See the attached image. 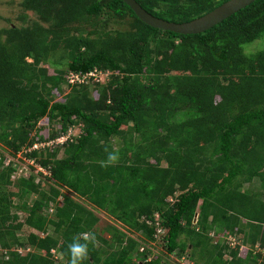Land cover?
Masks as SVG:
<instances>
[{"label": "trees", "instance_id": "16d2710c", "mask_svg": "<svg viewBox=\"0 0 264 264\" xmlns=\"http://www.w3.org/2000/svg\"><path fill=\"white\" fill-rule=\"evenodd\" d=\"M137 1L186 22L227 0ZM21 5L22 24L0 27V264H70L82 234L83 264H167L124 230L151 242L160 228L193 264H264V0L195 34L148 25L124 0ZM95 69L105 83L68 80ZM72 126L75 139L25 154L49 174L15 162ZM95 210L121 228L99 230Z\"/></svg>", "mask_w": 264, "mask_h": 264}, {"label": "rangeland", "instance_id": "374dc122", "mask_svg": "<svg viewBox=\"0 0 264 264\" xmlns=\"http://www.w3.org/2000/svg\"><path fill=\"white\" fill-rule=\"evenodd\" d=\"M24 12H25V10H24V8L21 5V0H0V27H7L12 22L15 23V24H22L20 16ZM26 14H28V22H31V21L39 19L38 16L35 13H33L32 11H26ZM260 41L258 40V41L252 42L250 44L252 46L249 45L250 46L249 49H255L256 47H258L259 44H257V42H260ZM246 51H247V48H246ZM49 71H50V73H53L54 72L53 67L50 66L49 67ZM94 80L95 81H100V83H105L108 80V76L106 74H98L94 78ZM64 88H65L66 92H68L69 89H70V87H67V86H65ZM95 93L97 94V92H95ZM61 97H62V94H60V96H58V98H61ZM80 133H81V128L80 127L74 129L75 136H77L78 134L80 135ZM21 155L22 156L20 158H18V159L15 158L14 160H15V162L17 164L21 165L22 168H24L26 165L23 162H26L25 160L27 158L23 154H21ZM59 156H62V153H60ZM10 158L13 159L12 156L8 155V160L5 161V164H8V162L11 160ZM46 171L48 173V170H46ZM19 172L21 173V169L19 170ZM36 173L39 176V172H36ZM257 184H258V181H255V186L256 187L258 186ZM34 196H36V195H33L28 200L31 202V200L34 198ZM82 202H83V200H82ZM49 212H50V214H53L55 212L54 208L52 207L49 210ZM95 213L100 218V220L98 222V229L99 230H104V228L107 227V225H109V224H114L117 227L119 226L121 228V223H119L117 220H115L114 218L109 216L105 211H103V210H95ZM23 230H24L23 234L25 235V234H27L30 231V228L24 227ZM124 230L129 235H132L133 237H137L141 241V243L143 245L142 247L145 246V240H144L145 238L143 237V235L140 232H129L127 229H124ZM106 235L109 236L108 233H106ZM141 248H140V250H141ZM2 251L3 250L0 248V255H1ZM153 252L159 253L161 255V257L163 259H165L170 264H193L194 263L193 260H191L188 256H186L188 258L187 259L186 257L182 258V257H178L177 255H170L167 252V250L162 245L154 246Z\"/></svg>", "mask_w": 264, "mask_h": 264}, {"label": "water", "instance_id": "95a60500", "mask_svg": "<svg viewBox=\"0 0 264 264\" xmlns=\"http://www.w3.org/2000/svg\"><path fill=\"white\" fill-rule=\"evenodd\" d=\"M124 1L148 25L180 34H195L212 28L255 0H227L212 11L186 22H174L155 16L143 8L137 0Z\"/></svg>", "mask_w": 264, "mask_h": 264}, {"label": "built area", "instance_id": "2783aa9c", "mask_svg": "<svg viewBox=\"0 0 264 264\" xmlns=\"http://www.w3.org/2000/svg\"><path fill=\"white\" fill-rule=\"evenodd\" d=\"M98 74H106L108 76V73H104L102 71H99L98 69H95L93 71L88 72L85 75H80V74H77V73H70V75L68 76V80H69V82L71 84H74V83H77V82H82L85 79H87L88 77L95 78ZM74 129H75V127L72 126V127L69 128V130L66 133H63V134H61V135H59L57 137L47 138L45 140H41V141L34 142L32 145L26 146L18 154V156L16 158L17 159L20 158L22 156L21 154H23L26 157L25 154L27 152L32 151V150H37V149L39 150V149H43L45 147H52V146H55V145H61V144H64L68 140L75 139L76 136L74 134ZM25 161L27 162V164L23 162L26 165L24 168L29 169V165L28 164H31V165L35 166L34 167L35 168V172H43L45 174H49V171L47 173V171H46L47 169L46 168L44 169V167L42 165L36 164L34 162V160L27 158ZM163 232H164L163 229H161V228L158 229L157 233L155 234V240H152L151 242H145V246L141 248V251H144L145 250V247L148 246L152 250V253L151 254H148V258H147L148 260H151L153 258V253H155V252H153L154 246H160V245H162L161 244V242H162V236H161V234ZM227 240L229 241L230 245H232V246H234L236 244H240L237 236H235V235L228 236L227 237ZM244 248H246V246L241 244L240 249L243 250ZM254 252H260L262 254V258H263V261H264V248H262L259 244H256L255 249H254ZM156 254H159V253H156ZM169 254L170 255H174L173 253H169ZM185 257L186 256H183L182 258H185ZM167 264H170V263L167 262Z\"/></svg>", "mask_w": 264, "mask_h": 264}, {"label": "clouds", "instance_id": "9594fccd", "mask_svg": "<svg viewBox=\"0 0 264 264\" xmlns=\"http://www.w3.org/2000/svg\"><path fill=\"white\" fill-rule=\"evenodd\" d=\"M117 159L115 154L108 156V163H112ZM94 239L89 237L88 234H82V237H76L73 242L69 245L70 253V264H83L84 259L88 254V243ZM83 240V242H81Z\"/></svg>", "mask_w": 264, "mask_h": 264}]
</instances>
